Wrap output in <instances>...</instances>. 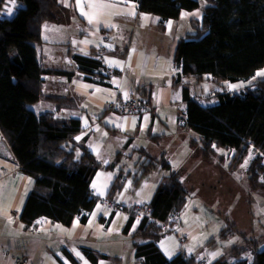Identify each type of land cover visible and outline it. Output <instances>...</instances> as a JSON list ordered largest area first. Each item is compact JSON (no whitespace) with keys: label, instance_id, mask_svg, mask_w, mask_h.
<instances>
[{"label":"trees","instance_id":"trees-1","mask_svg":"<svg viewBox=\"0 0 264 264\" xmlns=\"http://www.w3.org/2000/svg\"><path fill=\"white\" fill-rule=\"evenodd\" d=\"M14 1L21 7L16 6L9 18L0 17V138L10 147L20 171L34 180L20 213L21 221L26 227L34 228L36 220L45 217L69 226L76 218L85 221L83 212L90 211L100 200L90 186L96 171L113 169L118 159L104 166L84 141L75 139L81 130L80 119L67 112L75 103L65 96L46 94L44 78L49 74L74 76L75 71H80L85 75L76 76L107 83L104 80L113 70L104 74L109 68L104 65L103 56L113 54L123 58L124 55L93 48L86 54H73L77 66L74 71L47 67L37 52V46L43 42L42 26L60 19L61 14L69 12L70 6L66 0H63L65 5L62 0ZM134 1L138 2V12L158 15L164 22L177 20L183 11L201 10L200 20H190L189 31L176 44L174 62L179 71L172 84L182 86L186 104L184 113H180V121L184 123L180 128L186 132L190 144L199 147L196 157L214 164L217 173L234 172L233 169L248 157L247 197L249 193L253 198L256 195L264 203V76L257 75L264 69V0ZM4 3L6 0H0V10ZM55 10L59 12L57 15ZM238 81L249 85L230 91L226 84ZM202 83L212 89L204 99L209 101L214 97V104L203 105L201 96L191 92L192 86ZM211 91H214L213 96ZM45 98L53 100L55 111L33 108V104ZM135 98L149 102L148 97L139 92ZM232 150L234 154L229 161ZM137 165L141 173L133 180L135 186L145 173L159 170L163 175L149 202L150 211L146 213L142 206L128 211L123 233L130 231L137 215L143 212L131 232L133 239L146 240L133 242L134 264H194V257H186L182 252L168 260L157 245L165 234L176 233L178 221L173 217L191 206L194 199L190 195L191 188L183 184L163 154ZM117 188L113 183L108 194L113 195ZM224 210H229V214L232 210L238 213L233 201L212 205L209 211L221 217ZM253 223L256 225L249 228L248 233L239 232L232 218L224 225L219 223V232L212 235L205 246L213 247L214 241L227 239L226 235H237L240 241L228 252L239 260L230 263L222 256L211 264H264V216ZM85 251L90 258H95L94 250L93 254L88 249ZM245 252L250 258L239 256ZM63 253L75 262L66 248Z\"/></svg>","mask_w":264,"mask_h":264},{"label":"crops","instance_id":"crops-1","mask_svg":"<svg viewBox=\"0 0 264 264\" xmlns=\"http://www.w3.org/2000/svg\"><path fill=\"white\" fill-rule=\"evenodd\" d=\"M66 4L70 6L72 19L70 31L61 28L62 18L42 26L43 42L37 46V52L45 66L74 71L77 66L73 54H86L93 48L122 52L124 57L103 56L104 65L113 70L104 80L107 83L84 79L76 76L84 73L75 71L74 76L46 75L43 90L46 94L71 98L75 106L67 112L79 118L81 124L75 139L84 141L102 165L113 159H118V163L113 169L100 168L94 174L90 186L100 200L90 211L83 212L85 221L76 218L66 226L41 217L34 228L26 227L20 213L34 180L20 171L10 147L0 138V264H134L133 242L146 240L133 239L131 232L143 212L137 215L130 231L123 233L128 211L142 206L148 213L149 202L161 180V177L150 179L144 174L137 185H133L134 178L140 176L137 163L149 157L157 159L162 154L169 156L172 144L185 146L181 149L185 158L191 146L186 132L180 128L184 124L180 113H184L186 104L182 86L172 84L179 71L174 56L178 39L189 31V21L200 20L202 12L199 8L183 11L177 20L164 22L158 15L138 12V2L134 0H83V11L94 14L89 22L88 17L81 14L78 0L70 3L66 0ZM89 4L98 7L89 8ZM16 6L21 7V4L16 3ZM12 11L14 13L15 9ZM133 11L135 15L131 14ZM0 17L7 16L0 13ZM243 83L246 84L238 81L226 85L230 91H237L244 87ZM194 88L191 87V92L201 96L203 105L213 102L204 99L209 94L208 86L202 83L196 92ZM135 92L147 96L149 102L137 100ZM132 99L148 108L138 113L107 108L109 102L125 104ZM36 104L40 105L36 111L56 110L53 100L45 98L33 106ZM233 154L234 150L230 152L229 161ZM181 170L177 169L180 179ZM113 183L118 188L110 195ZM192 201L188 209L174 215L173 219L178 221L176 233L165 234L157 242L161 252L168 260L182 252L186 257H194V264H211L224 255L230 263L238 261L227 250L240 238L230 239L232 244L219 243L217 247L204 248L211 236L206 233L199 209ZM115 205L124 210H117ZM103 208L107 210L102 213ZM63 248L74 256L75 262L63 253ZM85 249L91 253L94 250L95 258H90ZM239 256L250 258L248 252Z\"/></svg>","mask_w":264,"mask_h":264},{"label":"rangeland","instance_id":"rangeland-1","mask_svg":"<svg viewBox=\"0 0 264 264\" xmlns=\"http://www.w3.org/2000/svg\"><path fill=\"white\" fill-rule=\"evenodd\" d=\"M63 4L65 5L64 2ZM15 6L16 3L14 0H6V3H4V6L0 10L1 15L7 16L8 18L11 17L13 13L12 9H14L12 7ZM8 9H11V12H9ZM57 13H59L58 10H55L56 15ZM61 18L63 23L62 25H60L61 28H63L65 31H70L72 26L70 12L61 14L60 21ZM60 56H63L62 52L60 53ZM262 71H264V69H262ZM241 85L247 86L249 85V83H243ZM198 86H201V84H198L195 87L196 91H198ZM208 89L212 90L210 88V85H208ZM210 101H213L212 104H214L216 102V98L212 97L210 98ZM39 106V104H36L33 106V108L35 110H38ZM184 147L185 146L183 145H178L177 147L176 145L172 144L171 148L173 150L169 154V156H166V158L170 163L171 167L176 172L177 169L183 167L180 172L181 179L186 187L191 188L190 195L194 198L192 201V205L197 206V208L199 209V213L202 216V221L204 222V227L206 228V233L209 236L215 235L219 232L221 228V226H219V223L224 225V223L231 218L235 220V224L239 232L248 233L249 228H251L252 226L255 227L256 225V223H253V221L258 222L259 217L262 218L264 216V203H261L257 199L256 195H254L255 198H253L252 196H250L249 193L247 197V181L245 175V168L249 162L248 157H246L243 162L240 163V166L236 167V169H233L234 172H223L222 174H220L217 173V169L214 164L207 163V161L202 159L201 156L196 157L200 153V151H198L199 147H194L192 145L189 146L188 151L186 153L187 155L185 158H183L184 152L181 149H183ZM190 165L193 166L192 169L190 168ZM185 169L187 171H183ZM224 169L227 171L226 168ZM145 174H148L149 176H147V178L150 179H157L158 177L162 178L163 175L162 173H159V170L151 171ZM224 201H233L236 208H238V213H233L232 210L229 214V210H224V213L222 212V214L220 215L221 217H218L214 214L212 215L211 211H209L210 207L212 205L221 206L223 205ZM256 209H259L260 212H257ZM105 210L107 209L103 208L102 213ZM203 236L206 238V235ZM226 238L227 239L224 240L218 239L217 242L214 241L215 245H213V247H217L219 245L218 242L231 243L232 241L230 239L237 240L240 237L237 235H226ZM203 246L205 248V244ZM202 264L206 263L203 262Z\"/></svg>","mask_w":264,"mask_h":264},{"label":"built area","instance_id":"built-area-1","mask_svg":"<svg viewBox=\"0 0 264 264\" xmlns=\"http://www.w3.org/2000/svg\"><path fill=\"white\" fill-rule=\"evenodd\" d=\"M109 72H111V69L106 70V72H105L104 74L109 73ZM210 95L213 96V95H214V91H211V92H210ZM107 108H108L109 110H116V109H119V108H120V109H122V111L127 110L128 112H131V113L141 112V111H143V110L146 109V108L143 107L142 105H140V104H138L137 102H135L134 99H132V100L129 101V102H126L125 104H124V103H120V104H118V103H116V102H109V103L107 104ZM102 201L104 202L105 199H102ZM115 207H116L118 210H122V209H123V207L120 206V205H116Z\"/></svg>","mask_w":264,"mask_h":264},{"label":"snow or ice","instance_id":"snow-or-ice-1","mask_svg":"<svg viewBox=\"0 0 264 264\" xmlns=\"http://www.w3.org/2000/svg\"><path fill=\"white\" fill-rule=\"evenodd\" d=\"M78 6L81 8V14L87 16L88 19H89V22H91V20L94 18V14L85 13L83 11V0H78ZM88 7L94 9V8H96L98 6L96 4H89ZM8 11L11 12V9H8ZM131 14L135 15V12L133 11ZM257 75L264 76V71L258 72ZM229 87H236V86L235 85H230ZM77 255H79V253H77Z\"/></svg>","mask_w":264,"mask_h":264},{"label":"water","instance_id":"water-1","mask_svg":"<svg viewBox=\"0 0 264 264\" xmlns=\"http://www.w3.org/2000/svg\"><path fill=\"white\" fill-rule=\"evenodd\" d=\"M1 143L4 144L5 148H8L3 140H1Z\"/></svg>","mask_w":264,"mask_h":264}]
</instances>
